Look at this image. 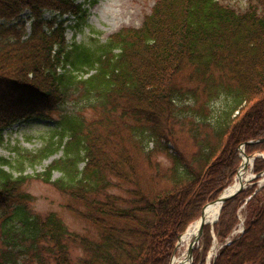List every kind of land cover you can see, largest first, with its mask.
Listing matches in <instances>:
<instances>
[{
	"label": "trees",
	"instance_id": "trees-1",
	"mask_svg": "<svg viewBox=\"0 0 264 264\" xmlns=\"http://www.w3.org/2000/svg\"><path fill=\"white\" fill-rule=\"evenodd\" d=\"M85 12L75 0H0V144L29 118L52 121L56 139L14 164L0 155V264H169L177 237L231 184L237 147L264 139V0L242 9L155 0L138 27L68 45L57 18ZM184 68L192 88L176 84ZM177 132L193 147L187 157L167 146ZM59 150L42 171L23 173ZM263 171L255 158L252 172ZM29 179L67 195L95 234L33 213ZM118 184L124 195L110 191ZM240 207L243 231L229 239ZM212 232L220 248L210 264H264V183L225 201ZM210 242L204 225L192 264L205 263Z\"/></svg>",
	"mask_w": 264,
	"mask_h": 264
},
{
	"label": "rangeland",
	"instance_id": "rangeland-1",
	"mask_svg": "<svg viewBox=\"0 0 264 264\" xmlns=\"http://www.w3.org/2000/svg\"><path fill=\"white\" fill-rule=\"evenodd\" d=\"M77 3L82 4L83 8L86 10L85 16L82 18L72 17L68 15H62L57 18V21H63L64 26H66L65 38L68 45L73 43L87 44L90 42V38H97L99 41H104L109 35L117 32L122 28L133 27L136 28L140 25L142 18L145 14H148L155 2V0H75ZM225 4H229L237 9H242L245 7L248 0H217ZM44 18L48 19L52 15L45 13ZM19 20H24L26 23V29H28L29 21L27 18V12H23ZM189 69L184 68L176 76V84L179 88H192V85L188 83ZM185 103V101H179L177 103L178 107ZM75 103H69L68 108H72ZM87 115H91L90 111L87 110ZM54 128V123L48 119L39 120L35 118H29L25 120H20L8 128L4 129L2 133V143L0 144V155L8 159L14 164L16 159L20 158V154L24 152L36 153L43 146L48 143L55 142L56 139L52 136V130ZM178 131V129H176ZM176 143H168L167 146L173 153H182L185 157L193 151L190 141L187 139L186 135L177 132ZM257 155L260 153L264 157V150L261 152H256ZM255 154V153H254ZM61 155V150H59L54 155L50 156L48 159L41 161L40 163L29 166L27 162L24 163L23 173L26 175H33L34 173L42 171L53 159L58 158ZM256 155V154H255ZM250 156V155H248ZM240 158V154L238 153ZM251 158H255L252 156ZM250 158V164L245 169L246 174L249 176L244 188H251V186H256V188L263 184V176L259 180L254 179L252 172L253 161ZM158 160H161L164 166H168V160L163 156H158ZM241 158L239 162L240 167ZM145 168L142 166V170ZM15 173V172H14ZM17 175V174H15ZM246 175V176H247ZM58 177V173H54L52 179ZM235 176L231 182L234 183ZM255 180V181H254ZM254 181V182H253ZM229 185V186H230ZM228 187V186H227ZM128 188L126 186H121L118 184L117 188H113L110 191L124 195L123 189ZM242 189V190H243ZM22 190L32 197V202L29 205L30 210L33 213L39 215H45L49 212L55 213L63 224L67 227L69 231L75 232L80 235L93 236L95 231L93 228L86 223L84 220L80 219L73 213L69 211L67 206L72 204L71 200L67 195L57 191L54 187L49 184L42 183L35 179H29L22 186ZM207 204V203H206ZM205 204V205H206ZM204 207V206H203ZM243 207V206H242ZM239 208L237 213V223L229 235V239L240 234L244 228V214ZM220 212V211H219ZM200 217V216H199ZM199 219V218H198ZM196 221V220H195ZM194 222V221H193ZM192 223V222H191ZM190 224V223H189ZM188 224V225H189ZM214 224V223H213ZM212 223H207L210 230V246L205 255V263L210 264V261L215 257L217 251L220 248V244L216 241V238L212 232ZM187 225V226H188ZM186 226V228H187ZM184 229V231L186 230ZM183 231V232H184ZM203 231V229H202ZM183 232L180 234L182 235ZM202 233L195 244L194 248L201 249ZM229 239L227 241H229ZM176 244V243H175ZM212 247L213 250H212ZM187 246L177 247L174 256H179L186 253ZM72 254L78 255L80 251L77 248H72ZM171 257V258H173ZM193 258V257H192ZM171 260V259H170ZM192 264V261H191Z\"/></svg>",
	"mask_w": 264,
	"mask_h": 264
},
{
	"label": "water",
	"instance_id": "water-1",
	"mask_svg": "<svg viewBox=\"0 0 264 264\" xmlns=\"http://www.w3.org/2000/svg\"><path fill=\"white\" fill-rule=\"evenodd\" d=\"M259 141L264 142V139L257 140V141H248V142H246V143H244V144H253V143H257V142H259ZM244 144H241V145H239V146L237 147V150H238V152H239V154H240V156H241V164H240V167H239V169H238V171H237V173H236V175H235V178L238 176L239 170H240L241 168H244V169L247 168V166H248V164H249L248 161H249L250 158H251V156L245 155V154L243 153V146H244ZM256 157H262V155H261V154H258ZM251 159L253 160V158H251ZM261 175H262V173H260V174H256V175H253V177L256 178V177H259V176H261ZM263 180H264V179H263ZM246 181H247V180H246ZM246 181H245V182H239L238 187H237L233 192H231V193H226V189H227V188H225V189L221 192V194H220L215 200H213V201H211V202H208L206 205H204V207L202 208L201 213H200V217H199V225H198V228H197V231H196V235L194 236V238L192 239V241L188 244V246H187V248H186L185 260H186V263H187V264H191L193 248H194L195 244L198 243V240H199L200 235H201V233H202L203 226H204L205 224H207V223L204 221V218H203V211H204V208H205L207 205H209V204L219 203L220 206H219L218 214H217L216 219L212 222V224L215 223V222L217 221V219H218L219 211H220V208H221L222 204H223L225 201H227L228 199H230V198L234 197L236 194H238V193L244 188V185H245ZM180 236H181V235H179V236L177 237L176 244H175L174 251H173V255H174V253H175V251H176V249H177V247H178V242H179ZM172 257H173V256H172ZM171 260H172V258H171ZM171 260H170V262H171ZM169 264H170V263H169Z\"/></svg>",
	"mask_w": 264,
	"mask_h": 264
},
{
	"label": "bare ground",
	"instance_id": "bare-ground-1",
	"mask_svg": "<svg viewBox=\"0 0 264 264\" xmlns=\"http://www.w3.org/2000/svg\"><path fill=\"white\" fill-rule=\"evenodd\" d=\"M250 163V160L248 161ZM246 171L244 168H241L239 170L238 176L235 178L234 183L232 185L228 186L226 189V193L233 192L237 187L239 182H245L248 179V175L246 176ZM219 203H213L209 204L204 208L203 211V218L206 223H212L218 214L219 210ZM199 225V219L196 221L190 223L186 230L183 232V234L180 236L178 245L179 246H188V244L192 241L194 236L196 235V231ZM214 247H212L213 250ZM170 264H187L185 260V255L181 254L179 256H174L170 262Z\"/></svg>",
	"mask_w": 264,
	"mask_h": 264
}]
</instances>
